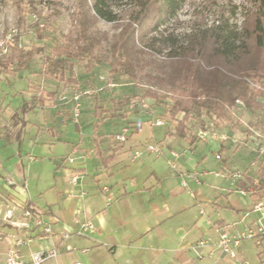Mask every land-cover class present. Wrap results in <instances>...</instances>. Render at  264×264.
Listing matches in <instances>:
<instances>
[{
	"label": "crops",
	"instance_id": "obj_1",
	"mask_svg": "<svg viewBox=\"0 0 264 264\" xmlns=\"http://www.w3.org/2000/svg\"><path fill=\"white\" fill-rule=\"evenodd\" d=\"M8 109L5 113L0 110V115L6 118ZM16 109L7 119L13 121ZM27 120L25 127L13 121L6 135L0 134V189L15 205L7 211L0 202V264L18 233L34 237L31 245L23 248L28 255L59 251L57 258L45 264H235L219 251L210 255L209 249L203 250V260L194 251L200 240L218 238V226L245 228L257 216L255 208L264 204V185L254 187L256 171H247L254 165L253 153L241 154L223 131L219 136L214 132L207 136L217 148L216 156L221 155L214 162L206 154L207 137L188 134L190 140L182 139L172 130L176 123L169 126L168 134L156 121L139 119L136 121L141 122L130 126L134 129L129 139L111 144L114 140L95 131L91 136L84 133V138L79 126L66 130L64 125L54 124L40 130L31 115ZM74 132L79 136L73 137ZM154 143L162 146L163 154L145 150ZM136 149L144 152L134 161ZM170 150L180 153L178 172L169 166ZM224 154L233 168L225 162ZM242 160L245 170L240 167ZM199 168L204 178L201 184L192 177L197 173L200 178ZM229 170L241 172L245 178L235 182L233 174L226 175ZM181 173L191 175L187 187ZM75 174L80 178L73 184ZM260 176L264 179V174ZM227 181L238 194L241 189L251 192L240 194L242 201H232V190L228 196L224 194ZM29 207L41 213L53 234L22 227L23 211ZM6 211L12 212L10 220L3 218ZM243 212L250 220L240 225L243 221L238 214ZM86 222L94 228L84 230ZM247 242L258 249L257 264H264V243ZM241 253L247 259L244 244Z\"/></svg>",
	"mask_w": 264,
	"mask_h": 264
},
{
	"label": "trees",
	"instance_id": "obj_2",
	"mask_svg": "<svg viewBox=\"0 0 264 264\" xmlns=\"http://www.w3.org/2000/svg\"><path fill=\"white\" fill-rule=\"evenodd\" d=\"M5 1L12 0H0V4ZM189 1L78 0L70 14V30L52 41L45 55L46 74L61 83L76 85V66L87 59H97L98 63L107 62L111 73L122 74L134 82L132 60L145 54L146 48L155 50L159 45V49L168 51L169 57L167 70L161 74V90L165 94L146 90L144 95L167 105L173 117L184 113L176 136L190 140L187 120L195 112L204 111L210 121L216 122L229 121L238 101L250 110L264 108L251 84L259 73L264 84V0H253L254 5L246 8L241 24L236 22L238 7L228 4L211 24L206 21V14L199 11L185 31L170 32V23L178 20ZM100 22L114 24L117 32L101 31ZM38 38L44 39L42 35ZM9 48V54L0 58V72L27 70L41 52L37 47L24 48L18 40ZM56 98V92L43 91L25 101L12 116L15 125L20 121L25 127L29 112L47 99ZM106 113L117 117L112 110L95 105L97 118L102 120ZM98 127L97 122L95 129Z\"/></svg>",
	"mask_w": 264,
	"mask_h": 264
},
{
	"label": "rangeland",
	"instance_id": "obj_3",
	"mask_svg": "<svg viewBox=\"0 0 264 264\" xmlns=\"http://www.w3.org/2000/svg\"><path fill=\"white\" fill-rule=\"evenodd\" d=\"M77 3L78 0H12L0 4V58H5L9 54V46L14 40H18L26 49L41 48V52L35 56L27 70L11 69L9 73L0 72V110L5 113L9 108L7 112L9 116L15 108H17L16 112L20 110L25 101L31 100L32 97L43 91H48L56 92L57 98L47 99L45 104L37 105L36 109L31 111L32 113H28L40 130L54 124L64 125L66 130L79 126L84 138V133L91 136L95 131L97 135L114 140L111 144L125 142L129 139L131 130L134 129L130 126L141 122L136 121L139 119L144 122L160 120L163 123L162 128L168 131V134H170L171 128L169 126L176 123L172 128L175 131L178 123L185 119L184 113L173 117L169 113L167 105L161 102L157 103L154 99L144 95L146 90L165 94V91L161 90L163 85L161 74L164 75V71L167 70L165 64L169 57L168 51L159 49V45L155 50L146 48L147 54L136 55L132 60L134 82L122 74L111 73L109 64L107 62L98 63L97 59H87L76 66L78 78L76 85L61 83L46 74L45 55L49 51L52 41L58 40L63 33H68L70 30V14L75 11ZM228 4L238 7L236 22L241 24L244 21L243 15L246 8H252L254 2L253 0H190L180 12L178 20L170 23L168 30L174 31L176 34L182 33L189 28L190 21L195 19L194 13L199 11L206 14V21L211 24L221 9ZM38 24L41 27L39 35H42L44 39L38 38ZM98 28L109 34L117 32L112 23L100 22ZM99 55L101 54L99 53ZM251 84L257 95V100L264 104L262 73L257 74L251 80ZM76 93H81L82 104L77 120L74 117L75 102L73 100ZM168 102L170 103V101ZM96 104L106 110H112L117 117H109L106 113L100 120L95 116ZM8 116L4 118L0 115V118L2 117L0 134L2 135H6L7 128L10 129L13 126V121L11 118L7 119ZM21 117L23 116L21 115ZM97 122L99 127L95 130L94 124ZM201 131L205 132V138L212 132L219 136L223 131L229 142H233L232 145H236L238 147L236 149L240 150L241 154L246 156L252 152L254 165L250 166L247 171L249 169L252 172L256 171L254 187L264 185V179L260 176V174H264V108L250 110L243 102L238 101L229 121L217 120L216 122L210 121L204 115V111L192 113L191 118L187 120V134L199 136ZM78 136L77 133H73V137ZM122 136H126L125 141L120 140ZM67 137H70V134ZM207 139L209 141V145H206L208 160L216 162L217 148L212 144L210 137ZM224 160L227 162L229 156L224 154ZM237 160L239 161V159ZM242 161L243 166L240 167L245 170L247 165L244 164V160ZM228 163L230 164L229 161ZM231 168H233L232 165ZM201 169L199 168L200 178L204 181ZM225 173L232 176L234 172L229 170ZM6 183L11 185L8 180ZM226 187L224 194L228 196V190H232L229 195L232 201L241 200L242 196L234 191L235 186L231 181L226 182ZM9 197L5 190L0 189V202L1 205L6 206L7 211L14 210L15 206L10 203ZM7 211L3 217L4 220L12 218ZM244 213L238 214L243 221L240 225L250 220ZM233 216V219L237 221L238 216L236 214ZM233 219L231 222L234 221ZM244 246L247 248L245 254L247 259L252 264H257L259 262L257 247L247 241L244 242Z\"/></svg>",
	"mask_w": 264,
	"mask_h": 264
},
{
	"label": "built area",
	"instance_id": "obj_4",
	"mask_svg": "<svg viewBox=\"0 0 264 264\" xmlns=\"http://www.w3.org/2000/svg\"><path fill=\"white\" fill-rule=\"evenodd\" d=\"M75 109H74V117L77 120L80 116L82 104H81V93H76L74 95ZM157 126L163 125L160 120H157L155 123ZM200 138H205V132H200ZM120 140L125 141L126 136L120 137ZM147 152L163 154V148L160 144H148L145 148ZM143 149H136L133 153V160H138L143 155ZM169 166L170 168L178 172V160L180 158V153L176 150L169 151ZM218 160L221 159V155L218 154L216 156ZM70 161H73L70 159ZM180 176L183 179V185L187 187V178L191 176L187 173H181ZM193 178L197 181L198 184H201V179L199 178V174L193 173ZM79 175L75 174L72 178V183L76 184L79 180ZM244 174L241 172H234L232 179L235 182H239L243 180ZM251 190H240V194L242 196H246ZM255 211L257 212V216L250 221V223L243 229L235 230L231 227L218 226L216 227V231L218 234V238L213 240L211 238H206L200 240L196 246H194V251L196 252L198 258L203 260L206 257V254L203 253V250L209 249L210 255L214 251H219L222 255L230 258L235 264H251V262L244 258L242 255V247L245 241L251 240L256 242L257 244L264 243V204H259ZM10 216H12V212H8ZM204 213V210L201 211ZM24 222L22 223V227L25 230H34L35 228H39L41 232L53 234V230L51 227H47L44 225V221L42 215L37 210L29 207L23 211ZM94 225L91 222H86L83 224V229H93ZM68 238V237H66ZM14 243L12 247L9 249L4 264H45L55 258H57L60 253L57 249L52 250H40L33 251L29 255L23 251L24 247L30 246L34 241L33 236L23 235V234H15L13 236ZM86 252V250H84ZM76 264H82L81 262H77Z\"/></svg>",
	"mask_w": 264,
	"mask_h": 264
}]
</instances>
